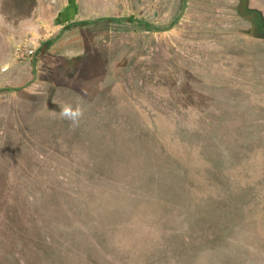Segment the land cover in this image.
<instances>
[{
	"label": "rangeland",
	"instance_id": "rangeland-1",
	"mask_svg": "<svg viewBox=\"0 0 264 264\" xmlns=\"http://www.w3.org/2000/svg\"><path fill=\"white\" fill-rule=\"evenodd\" d=\"M62 1L82 21L56 43L92 52L82 82L119 107L100 117L86 89L63 91L62 105L86 111L73 128L42 105L0 98V264H264V61L232 47L194 65L189 50L205 60L214 48L192 42L208 22H188L185 0ZM201 65L238 74L203 117L189 115L180 86ZM95 70L105 76L93 80ZM137 102L145 108H126ZM223 146L236 160L221 170Z\"/></svg>",
	"mask_w": 264,
	"mask_h": 264
},
{
	"label": "crops",
	"instance_id": "crops-1",
	"mask_svg": "<svg viewBox=\"0 0 264 264\" xmlns=\"http://www.w3.org/2000/svg\"><path fill=\"white\" fill-rule=\"evenodd\" d=\"M185 5L188 22L189 14L198 15L201 13L206 16L207 21L205 20V22H208L205 25L208 34L200 39H194L192 42H201L214 48V52L206 54L205 60H200L189 50V59L194 65L199 61L202 64L214 63L217 61V53L222 52L221 49L232 47L250 54L253 57L251 59L253 62L264 61V53L257 54L258 49H256L258 46L264 49V7H260L256 0H185ZM68 6L69 3L62 0H0V98L14 97L28 105L37 107L42 105L41 108L46 107V113L60 115L61 92L67 90L76 95L78 92L74 87L78 86V89L83 88L84 90L92 87L93 81H90L89 87L82 82L92 52H67L59 48L56 43L57 35H60V32L68 31L65 29L67 23L82 21V18L81 20L78 18L80 12L74 13V16H66ZM200 8H205L206 11H200ZM232 13H236L237 19L230 21L227 16ZM246 29L249 30L244 32ZM20 47L33 48L38 52V56L23 60L19 58L18 49ZM237 57L244 60L245 54ZM201 66L206 69L203 70L201 76L189 68V72L184 77L187 79L186 82L180 85L185 90L189 88V97H187V99L189 98V105L187 104L189 109L200 111L203 115L213 107V97L222 99L223 89L235 84L234 80L238 79V74L231 75L215 71L211 65ZM94 73L93 80H96L98 76H105L103 72L96 73V70ZM106 75L109 74L106 73ZM112 75L114 74L112 73ZM216 80H226L228 85L214 82ZM209 82H213V84L210 85ZM172 84L173 81L166 82L168 86H172ZM198 84L201 87H208V91H213L216 95L212 96L208 91H197ZM113 85L115 86V81ZM85 93L88 94H81L82 99L86 100L84 104L90 100L89 110H94L97 114L101 110L105 112L119 107L118 103H107L106 98L100 102L99 99L103 97L102 92L93 93L87 90ZM100 95L102 96L100 97ZM198 96L202 100L206 99V103L204 104V101L202 103ZM42 98L43 103H41ZM83 105L81 108L84 113L83 118H85L87 115H85L86 111L83 109ZM132 106L137 109L145 108V104L138 102L136 104L129 103L126 108L130 109ZM150 107L152 111L162 110L159 104H152ZM98 115L103 116V114ZM221 121L229 122V120H225V117L221 118ZM229 125L232 124L229 122ZM151 132L153 136L156 135L154 127H151ZM223 148L221 160L216 163L221 170L232 167L229 166L230 160L228 159L236 160L235 155L228 151L225 152L227 147L223 146ZM202 153L203 157L209 158L208 154ZM166 205L174 209L178 206L176 204ZM210 251L205 253H212Z\"/></svg>",
	"mask_w": 264,
	"mask_h": 264
},
{
	"label": "clouds",
	"instance_id": "clouds-1",
	"mask_svg": "<svg viewBox=\"0 0 264 264\" xmlns=\"http://www.w3.org/2000/svg\"><path fill=\"white\" fill-rule=\"evenodd\" d=\"M83 114V110L80 106L73 107L71 104H65L60 107V117L69 121L70 126L73 128L79 126Z\"/></svg>",
	"mask_w": 264,
	"mask_h": 264
},
{
	"label": "built area",
	"instance_id": "built-area-1",
	"mask_svg": "<svg viewBox=\"0 0 264 264\" xmlns=\"http://www.w3.org/2000/svg\"><path fill=\"white\" fill-rule=\"evenodd\" d=\"M18 53H19V58L21 59H26V58H31L33 56H35L36 51L33 48H29V47H20L18 49Z\"/></svg>",
	"mask_w": 264,
	"mask_h": 264
},
{
	"label": "trees",
	"instance_id": "trees-1",
	"mask_svg": "<svg viewBox=\"0 0 264 264\" xmlns=\"http://www.w3.org/2000/svg\"><path fill=\"white\" fill-rule=\"evenodd\" d=\"M191 53H193V50H192V52ZM184 79H186V78H184ZM187 80V79H186ZM154 81V80H153ZM186 81H182L180 84H182V83H185ZM165 85H166V82H165ZM164 84H162V83H160V82H156V80H155V87H156V89H160V88H162V86L164 87L165 86ZM177 85H178V83H177ZM167 86V85H166ZM180 86H182V85H180ZM183 88V87H182ZM184 90H185V88H184ZM172 108V107H171ZM185 108V107H184ZM187 108H188V106H187ZM186 109V108H185ZM190 113H192L191 112V110L189 109V115H190ZM198 114H200V113H198ZM202 117H203V115H201ZM199 125H201V124H199ZM204 124H202V126H203ZM258 132L256 131L255 132V136H257L258 134H257ZM253 136H254V134H253ZM251 137H252V135H251Z\"/></svg>",
	"mask_w": 264,
	"mask_h": 264
},
{
	"label": "flooded vegetation",
	"instance_id": "flooded-vegetation-1",
	"mask_svg": "<svg viewBox=\"0 0 264 264\" xmlns=\"http://www.w3.org/2000/svg\"><path fill=\"white\" fill-rule=\"evenodd\" d=\"M38 56V52H36V54H35V58Z\"/></svg>",
	"mask_w": 264,
	"mask_h": 264
}]
</instances>
